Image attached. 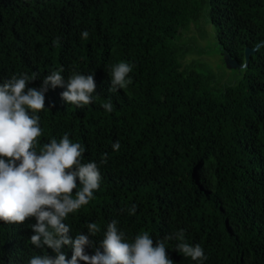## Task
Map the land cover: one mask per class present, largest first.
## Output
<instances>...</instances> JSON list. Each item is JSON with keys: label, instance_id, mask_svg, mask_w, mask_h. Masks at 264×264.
<instances>
[{"label": "trees", "instance_id": "trees-1", "mask_svg": "<svg viewBox=\"0 0 264 264\" xmlns=\"http://www.w3.org/2000/svg\"><path fill=\"white\" fill-rule=\"evenodd\" d=\"M202 20L240 63L245 47L264 40V0H0V83L27 73L36 75L28 87L39 89L53 70L65 79L94 75L93 103L69 105L65 89L49 85L38 113V146L68 133L85 146L83 162L100 169L95 198L65 221L72 239L98 224L89 255L103 251L116 219L129 241L147 231L155 244L183 229L187 243L203 248L202 264H264V45L241 76L203 73L183 62L193 45L180 42ZM121 61L133 66L132 83L110 92L106 66ZM220 74L227 83H216ZM109 100L112 112L101 107ZM35 222L0 221V264L55 255L31 245ZM177 242H166L173 264H201L178 253ZM62 252L71 259V246Z\"/></svg>", "mask_w": 264, "mask_h": 264}, {"label": "clouds", "instance_id": "clouds-1", "mask_svg": "<svg viewBox=\"0 0 264 264\" xmlns=\"http://www.w3.org/2000/svg\"><path fill=\"white\" fill-rule=\"evenodd\" d=\"M82 39L89 38V32L80 33ZM110 76V92L127 89L132 83L129 74L133 66L119 62L106 66ZM36 75L23 73L12 75L0 83V221L6 224L24 223L35 218L31 225L34 234L31 245L45 247L55 254L32 256L27 264H173L166 251V242L178 241L175 250L185 258L202 262L207 260L199 244L185 241L184 230L168 233L153 243L147 231L137 234L129 241L117 225L116 219L107 224L101 247L95 254L85 252V246L93 242L101 231L96 222L86 223L88 234L77 233L75 239L69 236L70 225L65 223L69 214L76 213L92 201L99 190L101 172L95 161L83 162L85 146L73 142L65 133L57 140L38 146V139L43 135L39 112L45 109V92L62 87L61 98L69 105L83 108L93 103L96 82L93 74H81L73 71L65 79L61 70L49 72L39 89L28 87V82ZM107 112L113 111L111 100L101 105ZM114 151H119L120 142L112 144ZM107 153L102 154L101 163L107 160ZM77 179L79 183H77ZM121 212L125 209H120ZM137 205L127 209L134 215ZM72 248L68 260L62 248Z\"/></svg>", "mask_w": 264, "mask_h": 264}, {"label": "water", "instance_id": "water-1", "mask_svg": "<svg viewBox=\"0 0 264 264\" xmlns=\"http://www.w3.org/2000/svg\"><path fill=\"white\" fill-rule=\"evenodd\" d=\"M192 25L193 24H191V26ZM203 25L207 31V37L202 44L204 49L203 52L206 54L205 56H209L213 60L215 73L223 71L228 74L234 73L235 76H241L248 67L250 57L255 54L257 49L264 45V40H262L253 47H245L244 61L240 63L227 52L219 41L216 40V33L212 22Z\"/></svg>", "mask_w": 264, "mask_h": 264}, {"label": "rangeland", "instance_id": "rangeland-1", "mask_svg": "<svg viewBox=\"0 0 264 264\" xmlns=\"http://www.w3.org/2000/svg\"><path fill=\"white\" fill-rule=\"evenodd\" d=\"M208 20H202L201 24L199 25H192L189 30L185 31L184 33V37L181 38L182 40L180 41L181 44H183L184 46L190 45H197L196 47H198V49L194 48L193 50V46L189 49H187V54L185 55V57H183V62L184 63H190L191 61H195V66H201L203 67L202 71L203 73L208 72V70H204V68L206 69H212L214 71V62L213 60L209 57V56H205L206 54H204L203 52V41L205 40V38L207 37V31L206 28L204 27L203 24H208ZM202 48V49H201ZM198 59V60H197ZM197 60V61H196ZM215 72V71H214ZM229 76L227 74H220L219 77L217 79H215L216 83L218 84H225L228 82Z\"/></svg>", "mask_w": 264, "mask_h": 264}]
</instances>
